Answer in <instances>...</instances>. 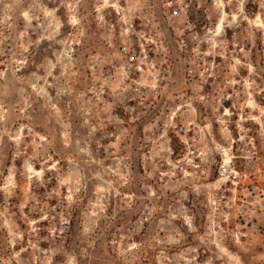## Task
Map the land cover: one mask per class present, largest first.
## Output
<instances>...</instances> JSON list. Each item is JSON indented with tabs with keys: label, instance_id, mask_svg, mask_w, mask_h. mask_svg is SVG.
Here are the masks:
<instances>
[{
	"label": "clouds",
	"instance_id": "1",
	"mask_svg": "<svg viewBox=\"0 0 264 264\" xmlns=\"http://www.w3.org/2000/svg\"><path fill=\"white\" fill-rule=\"evenodd\" d=\"M0 264H264V0H0Z\"/></svg>",
	"mask_w": 264,
	"mask_h": 264
}]
</instances>
